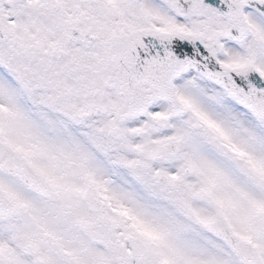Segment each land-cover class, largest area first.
I'll use <instances>...</instances> for the list:
<instances>
[{
    "label": "snow or ice",
    "instance_id": "6c2138e0",
    "mask_svg": "<svg viewBox=\"0 0 264 264\" xmlns=\"http://www.w3.org/2000/svg\"><path fill=\"white\" fill-rule=\"evenodd\" d=\"M0 264H264V0H0Z\"/></svg>",
    "mask_w": 264,
    "mask_h": 264
}]
</instances>
